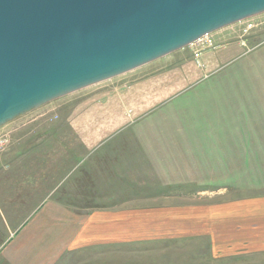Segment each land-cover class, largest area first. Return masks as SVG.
Returning a JSON list of instances; mask_svg holds the SVG:
<instances>
[{
    "label": "rangeland",
    "instance_id": "374dc122",
    "mask_svg": "<svg viewBox=\"0 0 264 264\" xmlns=\"http://www.w3.org/2000/svg\"><path fill=\"white\" fill-rule=\"evenodd\" d=\"M211 35L214 44L202 51V67L196 65L188 46L0 128V138L8 139L0 150V176L13 173L3 171L1 164L14 157L13 152L23 151L22 144L30 139L45 145L43 153L52 170L68 160L67 181L80 168L91 171L98 152H108L110 144H155L151 148L156 150L145 147L150 150L149 163L150 155L165 154L164 161L174 158L180 164L177 170L174 166L173 175L167 173L169 166L164 169L167 183L161 185L170 193L166 198L130 200L131 208H179L181 214L187 211L184 215L194 209L201 216L213 212L211 222L200 223L196 233L178 225L165 227L169 234L161 240L72 254L60 264H264V243L256 247L251 223H236L224 231L214 211L220 204L264 197V162L257 158L264 155V145L256 133L264 125L253 123L260 117L264 122V13ZM227 141L237 143L241 155L228 150L227 156L223 150ZM195 145L203 146L195 151ZM213 146L217 151L209 152ZM208 155L213 165L207 162ZM74 157L84 166H73ZM240 159L253 165L244 167ZM195 161L207 166H184ZM4 185L10 183H0ZM72 194L59 201L88 207L111 203ZM3 235L0 227V238Z\"/></svg>",
    "mask_w": 264,
    "mask_h": 264
},
{
    "label": "water",
    "instance_id": "95a60500",
    "mask_svg": "<svg viewBox=\"0 0 264 264\" xmlns=\"http://www.w3.org/2000/svg\"><path fill=\"white\" fill-rule=\"evenodd\" d=\"M264 13V0H0V128Z\"/></svg>",
    "mask_w": 264,
    "mask_h": 264
},
{
    "label": "crops",
    "instance_id": "0c3cea01",
    "mask_svg": "<svg viewBox=\"0 0 264 264\" xmlns=\"http://www.w3.org/2000/svg\"><path fill=\"white\" fill-rule=\"evenodd\" d=\"M35 141L30 139L22 144L23 151L13 152L15 158L1 164L3 171L10 169L13 173L0 176V183H10L0 187V227L5 231L0 238V264H60L72 254L126 248L141 240H161L169 234L165 227L174 229L178 225L193 234L200 229H197L200 223L212 220L213 212L201 216L194 209H188L190 212L184 215L187 211L181 214L179 208H131L130 200L133 199L166 198L170 191L165 187L162 189L161 184L167 183L164 169L169 166L167 173L173 175L174 166L176 170L180 166L173 162L174 158L164 161L165 154H155L156 158L150 155L149 163L147 152L150 150L145 148L149 145L126 141L110 144L108 152H98L91 171L80 168L67 181L68 160H63L52 170L51 161H46L43 153L45 145ZM155 146L152 144L151 147ZM202 146L195 145L194 150ZM237 146V143L227 141L223 143V150L228 156V150L235 152ZM210 151H217V148L210 147ZM152 159L163 162H152ZM207 162L213 165L210 158ZM195 163H184V166H201L205 162ZM79 165L84 166L83 160L74 157L73 166L78 168ZM159 185L162 187L158 188ZM147 191L153 194L149 195ZM65 194L111 203L98 207L82 203L71 206L59 201ZM116 199L118 201L114 202ZM216 208L215 215L221 219L219 229L226 231L236 223H251L256 247L264 243V197L237 200ZM209 209L213 210L212 207Z\"/></svg>",
    "mask_w": 264,
    "mask_h": 264
},
{
    "label": "built area",
    "instance_id": "2783aa9c",
    "mask_svg": "<svg viewBox=\"0 0 264 264\" xmlns=\"http://www.w3.org/2000/svg\"><path fill=\"white\" fill-rule=\"evenodd\" d=\"M247 28L249 29L251 26L249 25ZM213 44L212 35H207L190 45V47L193 49V57L197 66L202 67L200 62L202 51L211 48ZM7 145L8 139L3 137L0 138V150L4 149Z\"/></svg>",
    "mask_w": 264,
    "mask_h": 264
},
{
    "label": "trees",
    "instance_id": "16d2710c",
    "mask_svg": "<svg viewBox=\"0 0 264 264\" xmlns=\"http://www.w3.org/2000/svg\"><path fill=\"white\" fill-rule=\"evenodd\" d=\"M261 120V121H260ZM253 123H259L260 125H264V122H263V120H262V117H260V119H257V122L256 121H254ZM256 124V125H257ZM258 127V126H257ZM257 135H258V137H259V139L261 140V142L260 143H262L263 145H264V129L263 130H259V128L257 129ZM238 150V153L241 155V153H240V150H242V148H240V149H237ZM245 151H247L246 149H244ZM232 152H234V151H232ZM236 155H237V151H235L234 152ZM257 158H258V160L259 161H262V163L264 162V155H258L257 156ZM241 160V159H240ZM242 163H243V166L244 167H246V166H249L250 164H251V162H245V160H242ZM247 164V165H246Z\"/></svg>",
    "mask_w": 264,
    "mask_h": 264
}]
</instances>
